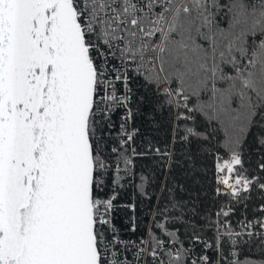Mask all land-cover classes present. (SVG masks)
Listing matches in <instances>:
<instances>
[{
  "label": "snow or ice",
  "instance_id": "1",
  "mask_svg": "<svg viewBox=\"0 0 264 264\" xmlns=\"http://www.w3.org/2000/svg\"><path fill=\"white\" fill-rule=\"evenodd\" d=\"M229 245L264 264V0H0V264H241Z\"/></svg>",
  "mask_w": 264,
  "mask_h": 264
},
{
  "label": "trees",
  "instance_id": "2",
  "mask_svg": "<svg viewBox=\"0 0 264 264\" xmlns=\"http://www.w3.org/2000/svg\"><path fill=\"white\" fill-rule=\"evenodd\" d=\"M163 119L166 120L167 117L165 116V117H163ZM161 135H163V132H161ZM247 153H248V149L245 148V154H247ZM248 159L251 160L252 156L249 155ZM136 163H137L138 168L146 167L145 161L138 159L136 161ZM201 171L204 172L205 170L202 169ZM206 172H207L206 177H201L199 185H193V187L198 186V187L203 188L204 191L201 193V199L203 200V202L206 206H211V201H212V199L215 198L214 196H208V199H206V200L203 199L206 195H208L209 190L211 189L212 185L214 184V178L212 175L211 166H209V168L206 170ZM259 203H260V197L256 193H252V198L248 202L249 207L247 209H245L243 205H238L236 208V211L232 212L231 219H230L228 225L230 227H232L233 230H238L240 226L237 224V220L238 219L246 220V219L251 218V206L252 205H258ZM242 211L245 212V215H243V216L241 215ZM145 215H146V213L142 212L141 213V219H143ZM116 219H117V227L121 228L122 235L126 238L129 235H132V239H137L139 237L140 233L146 227V225L141 224L139 229H138V232L133 235L126 230V222H125L122 214H117ZM173 230H176V229H173ZM177 231H178V235H181V230H177ZM209 242H211V241H209ZM232 251L236 252L235 257L231 256ZM258 254H259V248L252 246V245H237L235 248H232V246L229 245V252H228V255L225 257V260L227 261V259H229V258H234V259H238L241 262V264H243V262L246 259H248V260L256 259L258 257ZM209 255H214L211 250H209Z\"/></svg>",
  "mask_w": 264,
  "mask_h": 264
},
{
  "label": "built area",
  "instance_id": "3",
  "mask_svg": "<svg viewBox=\"0 0 264 264\" xmlns=\"http://www.w3.org/2000/svg\"><path fill=\"white\" fill-rule=\"evenodd\" d=\"M226 210H228V209H226ZM231 215H232V212L230 211V216H231ZM246 220H247V219H246ZM229 221H230V220L226 221V223L229 224ZM257 230H258V229H257ZM125 238H126V237H125ZM134 240H135V239H134ZM189 247H191V245H189ZM197 251H198V249H195V248L193 249V253H196ZM208 254H209V253H208Z\"/></svg>",
  "mask_w": 264,
  "mask_h": 264
}]
</instances>
